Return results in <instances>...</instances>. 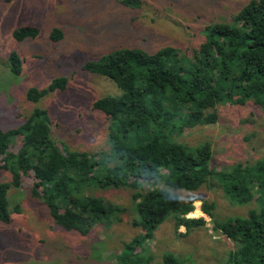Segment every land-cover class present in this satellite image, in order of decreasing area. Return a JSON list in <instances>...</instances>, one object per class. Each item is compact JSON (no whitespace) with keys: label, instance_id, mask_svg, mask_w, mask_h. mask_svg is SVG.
<instances>
[{"label":"trees","instance_id":"obj_1","mask_svg":"<svg viewBox=\"0 0 264 264\" xmlns=\"http://www.w3.org/2000/svg\"><path fill=\"white\" fill-rule=\"evenodd\" d=\"M120 2L142 5V0ZM39 33L37 25H22L13 35L23 41ZM204 33L205 41L192 54L174 46L155 52L121 47L83 65L122 90L93 104L110 120L106 152L60 146L51 135L45 109H34L16 127L0 128V169L11 175L0 181V222L11 221L8 192L19 189L26 177L34 181V195L44 200L55 222L82 234L93 224L109 227L120 221L123 211L85 189L129 187L136 209L134 225L141 232L126 243L114 264H133V256L141 253L153 260L147 242L165 221L174 220L176 230L184 227L186 233L207 224L204 217L189 216L197 197L184 200L176 190L219 186L237 204L256 203L246 215L218 219L216 202L202 200L201 209L211 217L214 229L235 243L227 263L264 264V158L217 171L209 141L189 145L175 137L187 127L217 122V106L225 101L252 100L264 109V0H250L231 22L211 23ZM62 37L58 28L50 35L53 40ZM9 60L12 72L21 74L18 52H11ZM66 86L67 78L58 77L46 88L29 89L27 98L36 102ZM160 264L184 262L166 252Z\"/></svg>","mask_w":264,"mask_h":264},{"label":"rangeland","instance_id":"obj_2","mask_svg":"<svg viewBox=\"0 0 264 264\" xmlns=\"http://www.w3.org/2000/svg\"><path fill=\"white\" fill-rule=\"evenodd\" d=\"M250 0H142L130 7L120 0H0V128L24 122L36 108L47 110L53 139L71 151L102 153L109 150V117L94 109V102L122 90L108 77L83 68L121 47L155 52L174 46L192 54L205 41V27L231 22ZM22 25H37L36 38L17 40L13 33ZM60 29L63 37L50 35ZM16 51L22 59L19 75L11 70L9 56ZM58 77L67 78L63 90L48 92L29 101L31 88H46ZM213 124L187 127L175 135L189 145L209 141L212 166L221 171L236 162L264 158V109L249 100L243 104L225 101L217 106ZM13 149L18 148V141ZM0 169V181L10 180ZM34 181L26 177L21 187L10 188L11 221L0 222V264H114L124 246L141 232L129 187H89L86 193L105 198L122 208L121 220L106 227L93 224L87 234L57 224L44 200L34 195ZM162 186V184L160 185ZM182 199L196 196L190 217H204L205 226L189 233L176 230L172 219L165 221L147 242L148 255L133 256V264H160L163 254L172 252L184 264H228L235 243L216 231L202 200L216 202L218 219L246 215L255 202L237 204L224 190L204 185L196 191L176 190Z\"/></svg>","mask_w":264,"mask_h":264},{"label":"built area","instance_id":"obj_3","mask_svg":"<svg viewBox=\"0 0 264 264\" xmlns=\"http://www.w3.org/2000/svg\"><path fill=\"white\" fill-rule=\"evenodd\" d=\"M193 215L192 212L189 214V216Z\"/></svg>","mask_w":264,"mask_h":264}]
</instances>
